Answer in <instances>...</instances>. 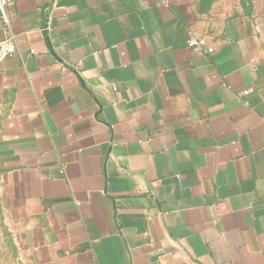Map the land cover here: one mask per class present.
Returning a JSON list of instances; mask_svg holds the SVG:
<instances>
[{
	"label": "crops",
	"instance_id": "crops-1",
	"mask_svg": "<svg viewBox=\"0 0 264 264\" xmlns=\"http://www.w3.org/2000/svg\"><path fill=\"white\" fill-rule=\"evenodd\" d=\"M8 1L0 264H264V0Z\"/></svg>",
	"mask_w": 264,
	"mask_h": 264
},
{
	"label": "built area",
	"instance_id": "built-area-1",
	"mask_svg": "<svg viewBox=\"0 0 264 264\" xmlns=\"http://www.w3.org/2000/svg\"><path fill=\"white\" fill-rule=\"evenodd\" d=\"M8 5V0H0V24L2 30V36L0 38V65L16 51L15 35L12 32L11 21L7 13ZM45 29H47V27H45ZM188 45L195 48V50L201 51L193 41H189ZM210 52L211 50H206L205 53L208 54Z\"/></svg>",
	"mask_w": 264,
	"mask_h": 264
}]
</instances>
